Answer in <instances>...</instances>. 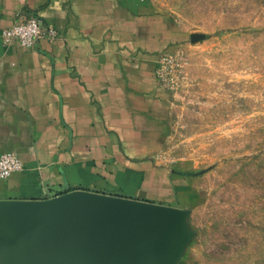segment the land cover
Wrapping results in <instances>:
<instances>
[{"label": "crops", "instance_id": "crops-1", "mask_svg": "<svg viewBox=\"0 0 264 264\" xmlns=\"http://www.w3.org/2000/svg\"><path fill=\"white\" fill-rule=\"evenodd\" d=\"M30 16L60 38L0 37V156L23 166L0 181V264H186L179 225L196 194L167 159L175 90L154 72L161 53L183 54L181 30L150 0H0V32ZM70 194L111 217L78 232L44 215Z\"/></svg>", "mask_w": 264, "mask_h": 264}, {"label": "rangeland", "instance_id": "rangeland-1", "mask_svg": "<svg viewBox=\"0 0 264 264\" xmlns=\"http://www.w3.org/2000/svg\"><path fill=\"white\" fill-rule=\"evenodd\" d=\"M184 35L168 161L191 173L186 264H264V0H150Z\"/></svg>", "mask_w": 264, "mask_h": 264}, {"label": "built area", "instance_id": "built-area-1", "mask_svg": "<svg viewBox=\"0 0 264 264\" xmlns=\"http://www.w3.org/2000/svg\"><path fill=\"white\" fill-rule=\"evenodd\" d=\"M2 44L18 43L23 48H32L39 40H46L53 44L60 38L58 30L47 26L36 16L26 20H16L14 24L0 32ZM183 66L180 53H161L155 63V76L162 87L173 89ZM21 160L14 152H7L0 156V181L6 180L13 173L22 170Z\"/></svg>", "mask_w": 264, "mask_h": 264}, {"label": "water", "instance_id": "water-1", "mask_svg": "<svg viewBox=\"0 0 264 264\" xmlns=\"http://www.w3.org/2000/svg\"><path fill=\"white\" fill-rule=\"evenodd\" d=\"M83 197L84 195L82 194H70L58 199H54L48 202V204L42 206L44 208L42 212L45 211L44 215H46L47 211L50 209V211L48 212L49 216H51V218L55 216V219L58 222L60 221L59 218L62 215L66 214L67 216L65 215V220L60 221L62 223L63 228L66 227V221L70 220V224L72 226L71 230L73 231H78V232H81L82 230L89 232L94 231L96 229L95 227L100 226L103 223L106 224L105 223L106 218L108 219L111 216L108 215L106 213L107 211L105 210L103 216L99 218L86 216L82 210V206L78 203V200ZM64 207H65V211L60 213L61 209L64 210ZM115 224H117L118 226V223ZM129 226H133V223H129Z\"/></svg>", "mask_w": 264, "mask_h": 264}]
</instances>
